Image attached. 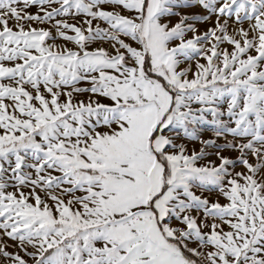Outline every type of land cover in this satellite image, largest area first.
<instances>
[{
  "label": "snow or ice",
  "instance_id": "snow-or-ice-1",
  "mask_svg": "<svg viewBox=\"0 0 264 264\" xmlns=\"http://www.w3.org/2000/svg\"><path fill=\"white\" fill-rule=\"evenodd\" d=\"M0 264H264V0H0Z\"/></svg>",
  "mask_w": 264,
  "mask_h": 264
}]
</instances>
